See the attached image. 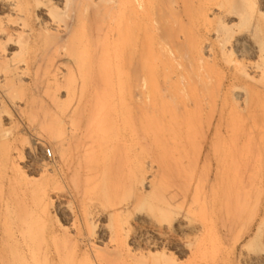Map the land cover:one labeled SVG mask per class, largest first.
Listing matches in <instances>:
<instances>
[{
	"label": "rangeland",
	"instance_id": "1",
	"mask_svg": "<svg viewBox=\"0 0 264 264\" xmlns=\"http://www.w3.org/2000/svg\"><path fill=\"white\" fill-rule=\"evenodd\" d=\"M263 67L264 0H0V264H264L258 136L206 111ZM149 80L179 116L193 84L190 129L148 120Z\"/></svg>",
	"mask_w": 264,
	"mask_h": 264
},
{
	"label": "bare ground",
	"instance_id": "2",
	"mask_svg": "<svg viewBox=\"0 0 264 264\" xmlns=\"http://www.w3.org/2000/svg\"><path fill=\"white\" fill-rule=\"evenodd\" d=\"M144 1H146V0H137V3H138V5H141L142 3H144ZM148 6H150V5H148ZM146 9H147V7H146ZM147 16L149 17L148 10H142L141 11V18L142 17L144 18ZM148 22H149V20H148ZM116 31H117L116 37L118 38V40L120 38H121V40L125 39L126 30L124 31V33H125L124 35L122 33L123 31H120V29H117ZM145 33L146 32H144V37H145ZM120 35H121V37H119ZM145 40L148 42L147 44H150L152 46V44H151L152 39L150 38V36H147ZM145 40H144V42H145ZM147 44H146V46H147ZM147 47L150 48L149 45ZM148 48H147V51H148ZM150 49H152V48H150ZM150 49L148 51L149 56H151V53L153 52ZM150 64H151V62H150ZM150 64H148V66ZM151 67H153V64L151 65ZM261 67L260 68L258 67V68L261 69ZM156 68H154V74H155ZM150 72L151 71L149 69L148 77L150 75L156 76V74L155 75L152 73L150 74ZM236 76H235L234 81L228 86L227 90L231 89V91L232 90L234 91L235 101H237V102L239 101V99L242 95L243 96L245 95V98H243L244 99L243 104L242 105L236 104L237 102L233 105L232 104L231 105L226 104L227 103L226 99L224 97H220V95H219L220 91L222 90V89L220 90L221 85L220 84H217V85L213 84L212 85V83L211 84L209 83L210 81L206 80V111L211 112L214 104L216 105V102L219 99L221 101V105H222L220 108V111L225 114L224 120L222 119L225 123L224 124L225 125L224 130H225V133L229 134V135L228 134H226V135H228V137H230V138H234L239 133H247V135L251 136V137H252V135L256 136V134H257L258 141L255 144V148L258 150V152L260 151L259 153L263 152V156H264V96L259 94L257 91L249 92L244 87H241V85H239L240 82L238 80V77H236ZM152 78H154V77H152ZM260 79L264 80V67L261 70ZM151 81H150V84L152 83ZM102 83H101L102 84V86H101L102 90H104V88L110 89L112 87V85H110V83H108V82L104 81ZM171 85L172 86H170V90L174 95L178 96L180 93H182L179 96L182 95L183 97L181 96V98H179L178 102L182 105L184 113L180 116L177 115V112L175 111V109L168 102H164V99H162L160 97L159 91L156 88L157 86L154 87L155 85L153 86V84H151L150 86H148L149 88H147L146 92L144 93L145 98L143 101L144 105L146 107L150 108V110L152 111V115H149L150 117L148 120L152 123H155L156 125L158 124L160 126L171 127V125H177L178 118L179 119L181 118L182 120H184L183 123L185 124V128L190 129L193 124L191 125L189 122H190V119L193 118V116H191V114H189V112L187 111V103H189L191 101L194 104V106L196 105V103H197L196 101H198V100L196 97H193L194 94H196L195 93L196 90H194L195 88H193V84L192 85L186 84L187 86H185V87H182V85H177L175 83H173ZM186 94L188 95V97L190 96L192 98L188 99ZM187 99H188V101H186ZM240 109H243V111ZM153 111H155V112H153ZM224 114L222 116H224ZM148 120H146V121H148ZM169 127H168V129H169ZM168 129L166 130L167 133H168ZM171 130H169L170 131L169 133H171V135L173 137H175L177 135V133L175 131H171ZM251 143H250V140L247 141L248 146ZM217 148L219 150H223L225 148V146L224 145H221V146L218 145ZM226 155L227 154H225V153L223 154V156H226ZM259 163H261V162L259 161ZM227 173L231 174L229 172H227ZM232 173L234 174V170H232ZM225 176H228V175H226V173H225ZM225 179L227 180V186L226 187L224 186L226 189L224 191L225 196H226L228 201L233 200L236 202L239 198V196H238L239 190H237V187H238L237 186V184H238L237 180H236L235 176L234 177L228 176ZM233 205H234V203H233ZM209 209H210L209 205H208V203H206V213L208 212ZM207 224H208V222L206 219V225ZM260 225H262V226L264 225V216H263V218L260 219Z\"/></svg>",
	"mask_w": 264,
	"mask_h": 264
},
{
	"label": "built area",
	"instance_id": "3",
	"mask_svg": "<svg viewBox=\"0 0 264 264\" xmlns=\"http://www.w3.org/2000/svg\"><path fill=\"white\" fill-rule=\"evenodd\" d=\"M45 153H46L47 158H50L51 157V154H50L49 151H46Z\"/></svg>",
	"mask_w": 264,
	"mask_h": 264
}]
</instances>
